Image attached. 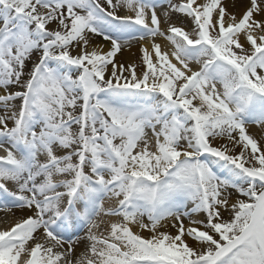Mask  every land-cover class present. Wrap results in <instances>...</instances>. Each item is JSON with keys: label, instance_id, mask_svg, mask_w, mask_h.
<instances>
[{"label": "snow or ice", "instance_id": "6c2138e0", "mask_svg": "<svg viewBox=\"0 0 264 264\" xmlns=\"http://www.w3.org/2000/svg\"><path fill=\"white\" fill-rule=\"evenodd\" d=\"M0 109V264H264V0H0Z\"/></svg>", "mask_w": 264, "mask_h": 264}, {"label": "bare ground", "instance_id": "6f19581e", "mask_svg": "<svg viewBox=\"0 0 264 264\" xmlns=\"http://www.w3.org/2000/svg\"><path fill=\"white\" fill-rule=\"evenodd\" d=\"M161 3H164V0H160ZM233 2L235 3V6H233ZM250 0H221V6L225 7L226 13L227 14H234L237 19H239L243 13V11L246 9V6L249 4ZM166 7V4H165ZM160 10L158 9V14H159ZM215 15V13H214ZM177 26H182L184 27L186 30L191 31V22L188 20H181L178 22ZM163 30V28H162ZM89 36H91V34H89ZM93 42L96 44H99L100 47L96 49V51L99 54H106L109 50H110V44L107 41H103L102 38L100 37H93ZM155 43L160 45L161 51H167L169 53H171L173 51V48L171 46V44L164 39L163 37H157L155 38ZM76 42L74 41L73 44H75ZM145 47H150L151 43H153V41H147V42H143ZM140 43L136 42V41H132L131 46L130 47H125L121 52H119L116 57H114V61L115 63L119 64H123L125 66L131 64L134 66H138L141 63V57L139 56V54H141L139 52V48H140ZM93 49L91 47H89L87 49V51L91 52ZM79 49L77 48H72V53L73 55H76L78 53ZM109 71H110V67H109ZM0 114H2V111L0 110ZM246 130L247 133L249 135H251L254 139L257 140L258 146L264 147V125H257L255 123H249L246 125ZM238 139V137H237ZM240 148V147H239ZM6 155V153L3 151V149H0V156H4ZM9 187H11V185H8ZM3 195V199L0 198V231H4V230H8L10 227L14 226V224L23 216L27 215L28 213L22 212L19 209H12V210H8L7 208L3 207V205L8 204L11 201V197H8L6 194H4L3 192H0ZM2 197V196H1ZM103 207L105 210H108L109 208H112L115 206L113 201H109L107 199H105L103 202ZM225 218L227 217V214H225ZM6 219V220H5ZM115 220L117 218L112 217V218H108L105 216H101L100 221H101V227L99 229L98 234H103V235H107L108 231H110V225H109V220ZM169 224L168 228L171 229H175L171 227V223L172 221H168L167 222ZM185 224L188 226V222L185 221ZM133 231H138V229L133 228ZM142 235H148L147 232H142ZM39 238H42L40 235H36ZM79 235L83 236V233H80ZM37 238L38 242H41L39 239ZM190 245H193V242L190 241L188 242ZM32 242H29V245H31ZM27 247V246H26ZM84 249V245L82 244H77L76 246V258H80L82 255L80 253V250ZM63 251V249H61ZM23 255L21 257V260H23Z\"/></svg>", "mask_w": 264, "mask_h": 264}, {"label": "rangeland", "instance_id": "374dc122", "mask_svg": "<svg viewBox=\"0 0 264 264\" xmlns=\"http://www.w3.org/2000/svg\"><path fill=\"white\" fill-rule=\"evenodd\" d=\"M242 16V15H241ZM139 56L141 57V54H139ZM141 63H142V61H141ZM141 63L136 67V72H137V74H140V72H141V67H140V65H141ZM1 111H3L2 109H0ZM218 143H220V142H218ZM222 143H224V144H227L228 146H229V148H231V142H229V141H227V140H224V141H222ZM214 146H216V145H214ZM240 148L239 147H236L233 151H231L229 154H238L239 152H240ZM250 151V150H249ZM0 196H2V199H3V195L0 193ZM185 226L187 227V225L185 224ZM162 231L163 230H165V229H161ZM168 232H170L171 234H175L176 233V229H171V228H167L166 229ZM36 235H40L39 233H36ZM41 236V235H40ZM42 237V236H41ZM41 240L40 241H42V244H46V239L44 238V237H42V238H40ZM191 241V239H188V242H190ZM54 251H62L61 249H54ZM84 249H81L80 250V253H81V255H83L84 254ZM60 264H63V261H61L60 262Z\"/></svg>", "mask_w": 264, "mask_h": 264}]
</instances>
